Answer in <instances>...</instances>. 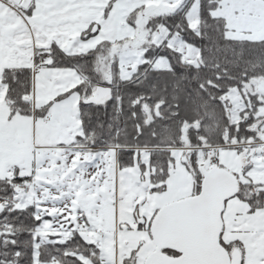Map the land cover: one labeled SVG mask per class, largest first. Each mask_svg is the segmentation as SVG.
Masks as SVG:
<instances>
[{
    "label": "snow or ice",
    "instance_id": "6c2138e0",
    "mask_svg": "<svg viewBox=\"0 0 264 264\" xmlns=\"http://www.w3.org/2000/svg\"><path fill=\"white\" fill-rule=\"evenodd\" d=\"M0 264H264V0H0Z\"/></svg>",
    "mask_w": 264,
    "mask_h": 264
}]
</instances>
